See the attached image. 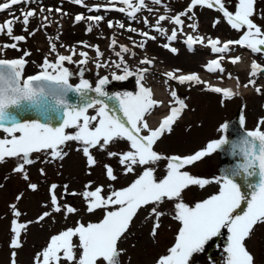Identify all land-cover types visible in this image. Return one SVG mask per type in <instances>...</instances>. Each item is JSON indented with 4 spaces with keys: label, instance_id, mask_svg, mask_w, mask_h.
<instances>
[{
    "label": "snow or ice",
    "instance_id": "obj_1",
    "mask_svg": "<svg viewBox=\"0 0 264 264\" xmlns=\"http://www.w3.org/2000/svg\"><path fill=\"white\" fill-rule=\"evenodd\" d=\"M35 0H0V13H6L9 18L0 21V37H7L10 42H0V132L6 134L0 138V162L6 158H16L22 161L14 168V172L24 174L25 166L34 161V153H47L51 160L63 159V147L70 141L78 143V149L86 158L89 168L96 166L97 160L92 150L107 151L109 145L116 141H125L127 150L121 152L108 151L110 158H117L125 175L136 173V177L126 187L112 189L105 192L103 185L95 186L91 183L85 185V190L77 193L67 192L64 185V194L79 195L85 204V210L93 214L103 210V216L97 222L84 224L77 221L73 227L65 228L52 235L47 243L33 258V264H123L122 257L125 249L120 247L122 240L128 238L130 228L141 211H145L146 220H152L149 235L155 237L160 228V218L165 214L160 205L165 201L173 202L174 215L172 218L178 222L179 229L175 242L165 254H161L155 264H189L193 254L204 250L205 245L214 237L221 235L222 230L227 231V245L223 251L226 254L225 264H255V258L246 246L257 224H264V117H261L252 130H245L238 141L229 142L224 133L229 125L221 124L218 131L219 138L212 139L202 148L189 155H162L155 150V145L166 133H171L173 126L179 121L188 108L183 99L178 98L175 90L169 91L170 99L165 102L154 98L151 88L145 87L147 68H137L133 71L126 60V56L134 58L136 53L125 45H119L113 37L108 48L117 57L116 60H104V52L98 45L79 42L80 48L90 49L94 56H89L88 51L78 50L60 44L67 54H61L57 48L59 36L49 38L48 54L37 65L35 74L26 75L28 57L31 52L19 47L26 42L27 36H35L36 31L30 30L32 19L37 17V11L29 8L21 10L19 15L12 11L15 6L30 5ZM75 5L84 6L89 13L101 11V6L88 7L85 0H71ZM153 5H161L162 0H151ZM119 5V6H117ZM255 0H236L235 10L229 11L225 0H190L186 11L172 16L161 14L155 18L151 25L147 18L142 23L145 27L166 40L162 46L169 52L176 54L177 49L172 47V42L178 36L184 35L183 43L189 51L193 46H200L218 58L210 59L205 65L207 73H224L222 61L233 46L247 49L251 53L264 55V28L258 25L253 17L255 15ZM196 7L215 10L222 14L224 21L240 36L237 40L221 41L219 38L192 35L184 33L185 19L193 20ZM105 11H115L124 14L130 21L137 20V14L143 10L152 13L153 8L148 7L146 0H108L104 6ZM52 13L54 10H46ZM57 13L61 9H55ZM167 11V9H166ZM40 14L45 12L39 9ZM47 16H42L46 21ZM87 22L86 33H91L105 21L102 15L77 14L74 23ZM169 23L173 27L168 30L162 25ZM219 20L214 21L213 27ZM109 29H124L128 33H135L143 39L137 43L132 41L133 47L144 49L146 41L156 40L157 35L149 31H140L136 27H127L125 23H113L108 20ZM20 25L26 35L15 34V28ZM41 28H47L46 23H41ZM193 33L198 31V25L193 22L187 24ZM131 40L132 37L129 36ZM15 50L22 54L16 58H6L7 50ZM54 57L50 59L49 57ZM240 57L230 59L235 65ZM94 63L96 69L112 68L111 80L125 81L135 76L138 91L109 95L105 86L110 83L109 76H99L95 86L84 78V69L79 72V82L71 83L73 72L66 65L86 66ZM140 65L151 66L153 60L147 57L139 60ZM121 74H117V73ZM264 74V66L253 61L250 65L248 83L245 88L252 87L257 94H262V86H257L255 77ZM167 84L175 81L180 85L199 86L203 90L219 95L221 103L233 99L238 93L229 88H222L203 80L197 73L180 74V70L163 73ZM239 87V84L237 85ZM94 93L92 96L90 94ZM70 94L76 98V103H70ZM106 101H115L109 106ZM165 108L166 114L159 119L155 127L150 126L148 117L153 115L155 109ZM89 109L95 114L90 115ZM34 113L43 119L21 121L18 116ZM59 121L55 126L52 119ZM245 117L239 120L240 127L245 128ZM67 129H74L69 133ZM227 151L242 160L234 166L222 170V174L214 180L193 176L185 169L213 153ZM160 161H166L165 174L161 178L156 176V168ZM139 169V172L137 170ZM104 174L109 181H115L117 176L109 165H104ZM41 175H45L41 169ZM243 177L245 184L251 192H244L236 182L237 177ZM218 185V191L194 206H189L183 201L182 193L190 186L204 188L209 184ZM32 191L37 190V185L29 183ZM57 184L48 188V207L51 212L44 211L36 223L44 221L52 213H62L65 217L75 214L78 209L69 204L61 205L57 196ZM111 188V185H109ZM21 199L20 196L16 197ZM12 219L10 223L11 238L9 247L11 264H16L15 249L22 247L21 237L32 223H19L16 218L21 212L15 205L11 206ZM239 210V211H238Z\"/></svg>",
    "mask_w": 264,
    "mask_h": 264
},
{
    "label": "rangeland",
    "instance_id": "obj_2",
    "mask_svg": "<svg viewBox=\"0 0 264 264\" xmlns=\"http://www.w3.org/2000/svg\"><path fill=\"white\" fill-rule=\"evenodd\" d=\"M258 1V4H257ZM188 0H182V4L186 5ZM177 3V2H176ZM225 3L235 7L236 0H225ZM255 15L258 14L262 20V28H264V0H255ZM202 16H214L219 18L217 23V30L219 29L223 34L227 33L233 35L230 28L226 27L222 15L215 10H205L200 8ZM258 10V12H257ZM19 15V10L15 11ZM205 14V15H204ZM216 15V16H215ZM7 19L9 16H6ZM0 21L2 18L0 16ZM19 25L15 28V33L19 30ZM211 27H207L211 31ZM218 30V32H220ZM70 37L72 32L66 33ZM17 35H21L20 32ZM79 36V32L75 34ZM77 39V38H74ZM72 40V39H71ZM0 42H10L7 37H0ZM23 50H31L32 54L27 59L31 61L40 60V53L36 51L32 45L31 39L28 43H21ZM155 49V54L164 59V61L172 66H180L185 70L195 68L198 63V56L195 54L187 55L182 52L177 57H172L162 52L156 45H151ZM9 52L20 55L21 52L15 50H7ZM28 67V65H27ZM26 67L27 70H29ZM35 70V68H34ZM31 71V70H30ZM126 89L122 93H125ZM263 94V93H262ZM250 93L251 96H244L242 99H231L221 103V98L212 93L203 91H193L191 93L190 109L185 114L183 121L175 128V132L170 137L166 138L163 146L165 153L169 152H187L193 146H196L198 141L221 135L218 128L221 124L227 123L236 114L240 107L247 116L248 127H255L257 119L264 117V95ZM69 133L74 129H67ZM6 134L0 132V138L5 137ZM200 136L198 139L193 137ZM199 141V142H200ZM193 143V144H192ZM192 144V147L190 146ZM81 146L76 142H68L63 151L66 153L63 159L51 160L47 153H34L32 155L33 163L25 166V173L29 179L22 178V174L14 172V168L18 166L20 161L16 158H6L4 162H0V264H11V253L13 249L9 247L11 238L10 223L14 219L12 215L11 206L15 205L16 209L21 212V216L17 219L19 223H27L32 221L27 230L23 232L21 237L22 247L15 249L16 264H33V258L37 252L44 246L48 239L68 227H73L77 221L84 224L89 222H97L96 219H101L103 210H97L90 214L85 210V204L82 198L64 194V185H67V192L80 193L85 190V185L91 183L93 188L95 186L103 185L105 192L112 189H120L116 182L110 183L104 174V165H109L113 168L114 174L123 173L121 166L118 164V159L110 158L107 155L108 151L121 152L127 150V143L125 141H116L109 145L107 151L92 150V154L97 160L94 167L89 168L86 164V158L78 149ZM219 156L216 155L211 161L219 164ZM208 161V162H211ZM214 163V164H215ZM41 169L45 175H41ZM214 171V169H213ZM124 174V173H123ZM125 175V174H124ZM127 176V175H126ZM34 183L37 185V190L32 191L28 185ZM57 184V196L61 205L69 204L78 209V211L65 217L62 213H52L44 221L36 223L37 217L44 211L51 212L48 188L51 184ZM126 181L119 180L118 184H125ZM111 185V188H109ZM21 199L17 200L16 197ZM167 204V202H165ZM163 206L160 205V208ZM147 213L141 211L138 218L132 224L128 238L122 240L120 247L125 249V254L122 257L123 264H148L154 258L152 253L160 252L166 245L167 232L158 229L157 235L152 237L149 235L152 220H146ZM96 216V217H94ZM258 231L255 238L259 240ZM164 244V245H163ZM203 264H208V259L203 260Z\"/></svg>",
    "mask_w": 264,
    "mask_h": 264
},
{
    "label": "flooded vegetation",
    "instance_id": "obj_3",
    "mask_svg": "<svg viewBox=\"0 0 264 264\" xmlns=\"http://www.w3.org/2000/svg\"><path fill=\"white\" fill-rule=\"evenodd\" d=\"M174 132L175 129H173L171 133H166L164 136H162L160 143L161 146L159 147L160 153L166 155H185L186 153L192 154L194 150L200 149L206 144L205 142H198L196 146L192 147V143L190 145L192 148L190 150H187V152L173 151L165 153L163 151L162 144L164 143L165 139L173 135ZM193 138L197 139L198 136H195ZM215 156L216 153H213L212 155L198 161L196 164L186 168L185 170L198 178L214 180L216 177H218V164H216L214 161H211ZM165 165L166 161H160L158 165H156L155 174L157 178H161L165 174ZM157 172H161V174H158ZM217 191L218 185L214 183L206 185L203 189L198 186H190L189 188L184 190V192L182 193V198L186 204H188L189 206H194L196 203L207 199L210 195L215 194ZM165 202H167V204H162L163 207L161 209L165 214L161 217L160 229L164 227V231L167 232V240L165 243L166 245L160 252L152 253L154 257L152 261H156V259L161 254H165L167 249L172 246V244L175 242V236L179 229L178 222L172 218V216L174 215L173 202ZM257 231L259 240L255 238V234ZM227 235L228 234L226 229L222 230L221 235L218 237H214L213 240L209 241V243L205 245V248L202 252L193 254V257L190 259L189 264H203V260L205 259H208V261H210L209 264H225L226 254L224 253L223 249L227 245ZM246 246L249 252L255 258V264H264V224H257L254 227V230L251 233L250 237L246 240ZM152 261L148 262V264H152Z\"/></svg>",
    "mask_w": 264,
    "mask_h": 264
},
{
    "label": "water",
    "instance_id": "obj_4",
    "mask_svg": "<svg viewBox=\"0 0 264 264\" xmlns=\"http://www.w3.org/2000/svg\"><path fill=\"white\" fill-rule=\"evenodd\" d=\"M90 95L94 96L95 94L92 93ZM69 102L70 103H76L77 102L76 98L74 96H72V94H70ZM17 119H19L21 121L32 120V119H41V122H43V119L34 113H26L23 116H18ZM58 123H59V121L55 120L54 118L52 119V124L54 126ZM229 128H230V137L228 140L231 144V142L238 141L243 132L240 130L239 123L236 120H233L230 123ZM222 153L225 154L224 156H227V157H229V155H230L231 159L230 158L229 159L232 161V164L229 165V167L234 166L235 164L242 162V160L239 156H233L227 151H222ZM236 182L242 187V189H243L242 191L249 192L250 188L245 184L242 175H241V177H237Z\"/></svg>",
    "mask_w": 264,
    "mask_h": 264
},
{
    "label": "bare ground",
    "instance_id": "obj_5",
    "mask_svg": "<svg viewBox=\"0 0 264 264\" xmlns=\"http://www.w3.org/2000/svg\"><path fill=\"white\" fill-rule=\"evenodd\" d=\"M238 67L241 69V68L244 67V64L241 63ZM235 91H236L237 93H242V94H244V93L247 94V93H248L247 90H245V89H243V88H240V87H237V86L235 87ZM155 93H156V95H157L159 98H163V97H164L163 93H162L158 88L155 89Z\"/></svg>",
    "mask_w": 264,
    "mask_h": 264
}]
</instances>
